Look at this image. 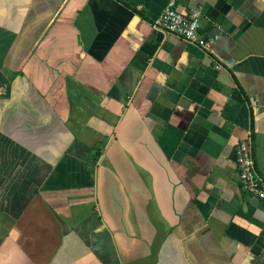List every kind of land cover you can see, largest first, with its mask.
Instances as JSON below:
<instances>
[{"label":"crops","instance_id":"0c3cea01","mask_svg":"<svg viewBox=\"0 0 264 264\" xmlns=\"http://www.w3.org/2000/svg\"><path fill=\"white\" fill-rule=\"evenodd\" d=\"M168 1L0 0V264H264V0Z\"/></svg>","mask_w":264,"mask_h":264},{"label":"built area","instance_id":"2783aa9c","mask_svg":"<svg viewBox=\"0 0 264 264\" xmlns=\"http://www.w3.org/2000/svg\"><path fill=\"white\" fill-rule=\"evenodd\" d=\"M199 16L200 11L197 9L190 10L188 13L180 12L176 8V1L169 0L159 16L152 22V27L163 33L175 35L185 42L207 49L217 35L215 34L207 39L199 35ZM220 67V64L216 62V68ZM234 153L235 167L242 189L264 201V179L257 174L255 169L252 138L249 129L246 130L245 137L237 143Z\"/></svg>","mask_w":264,"mask_h":264},{"label":"trees","instance_id":"16d2710c","mask_svg":"<svg viewBox=\"0 0 264 264\" xmlns=\"http://www.w3.org/2000/svg\"><path fill=\"white\" fill-rule=\"evenodd\" d=\"M98 153L95 154L94 158L97 159Z\"/></svg>","mask_w":264,"mask_h":264}]
</instances>
